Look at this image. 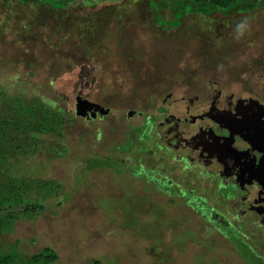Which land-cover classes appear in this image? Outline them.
<instances>
[{
	"label": "rangeland",
	"instance_id": "rangeland-1",
	"mask_svg": "<svg viewBox=\"0 0 264 264\" xmlns=\"http://www.w3.org/2000/svg\"><path fill=\"white\" fill-rule=\"evenodd\" d=\"M167 1L74 0L57 9L0 0V89L41 97L76 117L70 156L39 155L19 167L28 177L59 181L64 192L40 216L1 235L4 248L17 244L31 256L50 247L58 264H264V232L224 231L222 221L239 223L234 204L209 191L204 178L184 181L176 168L182 162L156 148L147 169L116 152L145 121L128 112L141 111L151 96L161 102L171 90L209 95L189 89L190 80L227 89L252 83L264 92V3L247 14H190L175 24L173 10L162 8ZM77 97L111 112L89 121L77 115ZM155 142L163 143V135ZM192 189L195 198L173 194ZM201 209L211 211V220ZM228 230L254 252L230 240Z\"/></svg>",
	"mask_w": 264,
	"mask_h": 264
},
{
	"label": "flooded vegetation",
	"instance_id": "flooded-vegetation-1",
	"mask_svg": "<svg viewBox=\"0 0 264 264\" xmlns=\"http://www.w3.org/2000/svg\"><path fill=\"white\" fill-rule=\"evenodd\" d=\"M188 83L185 85L189 89L205 88L209 95L179 96L180 92L171 90L161 102L160 96H151L141 111H130L134 116H144V123L152 125L154 140L163 135L164 142H155V151H164L182 162L176 168L183 169L184 181L194 179L197 183L204 178L209 191L234 204L233 217L239 223L235 226L222 221L224 231L230 228L239 235L241 228L249 227L264 232V92H256L252 83H242L237 89L232 85L230 89L215 87L212 81ZM259 83L264 90V81ZM106 116L94 117L90 112L86 118L95 121ZM155 169L156 166L151 173ZM189 192L190 197L198 195L194 189L173 194L185 197ZM201 212L211 220V211ZM218 216L225 220L224 215ZM248 247L254 252L253 247Z\"/></svg>",
	"mask_w": 264,
	"mask_h": 264
},
{
	"label": "trees",
	"instance_id": "trees-1",
	"mask_svg": "<svg viewBox=\"0 0 264 264\" xmlns=\"http://www.w3.org/2000/svg\"><path fill=\"white\" fill-rule=\"evenodd\" d=\"M17 1L22 4L34 1L38 5L49 4L57 9H65L74 2V0ZM262 3L264 0H168L167 5H162V8L172 9L176 17L173 23L180 24L181 20L190 14L208 18L220 13L232 17L234 14L241 15V12L250 13ZM76 113L78 115V112ZM75 123L76 117L68 108L50 105L41 97L10 95L0 89V236L13 233L16 223L20 220L40 216L47 208L45 203L60 197L64 192L59 181L28 177L19 172V167L39 155L48 154L56 159L70 156L67 141ZM132 130L133 138L116 144V152L134 156L139 166L144 169L152 168L148 163L153 158L155 148L151 146L155 145L152 125L143 123L138 127H132ZM111 158L113 157L105 159ZM89 164L94 165L88 161L87 165ZM139 166L135 165L136 174H139ZM66 198L68 199V196ZM228 238L239 243L240 247L243 244L251 252L248 244L242 242L238 236L235 237L232 231H229ZM59 260L57 251L50 247L26 256L20 252L19 245L4 248L0 243V264H58ZM88 264L104 262L96 259Z\"/></svg>",
	"mask_w": 264,
	"mask_h": 264
},
{
	"label": "water",
	"instance_id": "water-1",
	"mask_svg": "<svg viewBox=\"0 0 264 264\" xmlns=\"http://www.w3.org/2000/svg\"><path fill=\"white\" fill-rule=\"evenodd\" d=\"M76 110L78 114L83 117H86L90 112H92V116L94 117H97L98 115L103 117L110 113V109H106L99 104L92 103L83 97L76 98ZM128 115L132 117L134 112L130 111Z\"/></svg>",
	"mask_w": 264,
	"mask_h": 264
}]
</instances>
